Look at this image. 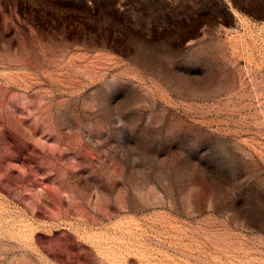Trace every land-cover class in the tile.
I'll use <instances>...</instances> for the list:
<instances>
[{"label":"rangeland","instance_id":"obj_1","mask_svg":"<svg viewBox=\"0 0 264 264\" xmlns=\"http://www.w3.org/2000/svg\"><path fill=\"white\" fill-rule=\"evenodd\" d=\"M259 1L0 0V264H264Z\"/></svg>","mask_w":264,"mask_h":264},{"label":"trees","instance_id":"obj_2","mask_svg":"<svg viewBox=\"0 0 264 264\" xmlns=\"http://www.w3.org/2000/svg\"><path fill=\"white\" fill-rule=\"evenodd\" d=\"M224 10H225V6H224ZM248 14L256 20L264 19V4L261 2V0L256 4V8L248 12Z\"/></svg>","mask_w":264,"mask_h":264}]
</instances>
